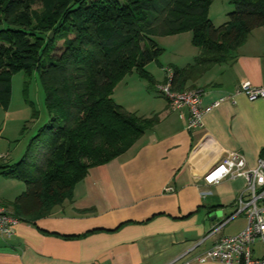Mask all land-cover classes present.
<instances>
[{
    "label": "crops",
    "instance_id": "1",
    "mask_svg": "<svg viewBox=\"0 0 264 264\" xmlns=\"http://www.w3.org/2000/svg\"><path fill=\"white\" fill-rule=\"evenodd\" d=\"M171 75L166 67L162 84ZM245 81L264 86V26L250 32L234 59L187 82L185 91L202 92V108L220 101L204 115L202 127L187 129L188 111L169 110L160 94L143 112L134 108L130 113L138 117L156 116V124L127 152L90 170L70 201L47 216L20 221L11 238L0 235V264H170L200 241L193 255L239 233L246 218L232 216L245 179L210 185L204 177L230 152L241 154L247 168L263 158L264 98H227ZM155 82L154 87L162 85ZM12 182L0 176V206L10 213L25 192L11 193ZM241 217L244 224L228 231ZM262 255V244L256 242L253 256Z\"/></svg>",
    "mask_w": 264,
    "mask_h": 264
},
{
    "label": "trees",
    "instance_id": "2",
    "mask_svg": "<svg viewBox=\"0 0 264 264\" xmlns=\"http://www.w3.org/2000/svg\"><path fill=\"white\" fill-rule=\"evenodd\" d=\"M214 1L0 0V107L9 106L12 75L36 71L50 115L24 156L0 165V176L26 187L11 204L14 217H44L70 201L90 170L127 152L156 124V116L138 117L112 99L132 72L155 84L146 71L164 52L155 37L190 32L199 49L192 64L171 68L170 86L181 92L234 59L250 32L264 26V0H229L233 10L220 26L208 17Z\"/></svg>",
    "mask_w": 264,
    "mask_h": 264
},
{
    "label": "rangeland",
    "instance_id": "3",
    "mask_svg": "<svg viewBox=\"0 0 264 264\" xmlns=\"http://www.w3.org/2000/svg\"><path fill=\"white\" fill-rule=\"evenodd\" d=\"M39 7L40 4L38 5L36 1L34 8ZM232 10L233 6L229 4V0H215L210 5L208 17L215 26H220L227 21L228 13ZM154 40L164 52L158 62H152L146 66V71L161 84L166 67H179L192 63L199 52V49L191 44L190 32L155 37ZM158 94L154 84H150L149 81L141 79L132 72L115 86L112 99L129 113L133 112L134 108L143 112L145 104L158 98ZM49 120L50 115L45 106V91L39 73L35 71L29 77L21 71L14 73L11 78L9 106L7 110L0 107V155H7L5 159L7 164H14L24 156L32 138ZM45 138L42 136L43 140ZM12 183L14 190H11V193L19 195L21 189L25 190L23 182L13 179ZM242 224L244 220L242 217L238 218L229 226L228 231Z\"/></svg>",
    "mask_w": 264,
    "mask_h": 264
},
{
    "label": "built area",
    "instance_id": "4",
    "mask_svg": "<svg viewBox=\"0 0 264 264\" xmlns=\"http://www.w3.org/2000/svg\"><path fill=\"white\" fill-rule=\"evenodd\" d=\"M170 78L171 76L167 83L157 86V92L167 100L169 110L186 109L188 111L187 129L202 127L204 115L216 108L220 101L210 107L202 108V92L200 90L173 91L170 86ZM237 95H244L249 101L261 99L264 98V86H254L245 81L240 84L231 97L227 98ZM180 117L183 118V115L181 114ZM5 159V155H0V165ZM234 177H243L246 186L239 195L237 209L232 219L238 215H244L246 218L245 227L235 235L220 238L203 253L193 255L203 242L200 241L170 264L206 263L208 261L226 264H264V158L258 159L255 167L247 168L241 154L230 152L205 175L204 181L211 185ZM19 223L18 218L14 217L5 207L0 206L1 236L6 238L15 236V228ZM256 242H260L263 247V255L260 258L253 256V246Z\"/></svg>",
    "mask_w": 264,
    "mask_h": 264
},
{
    "label": "water",
    "instance_id": "5",
    "mask_svg": "<svg viewBox=\"0 0 264 264\" xmlns=\"http://www.w3.org/2000/svg\"><path fill=\"white\" fill-rule=\"evenodd\" d=\"M50 36L52 37V34H50Z\"/></svg>",
    "mask_w": 264,
    "mask_h": 264
}]
</instances>
